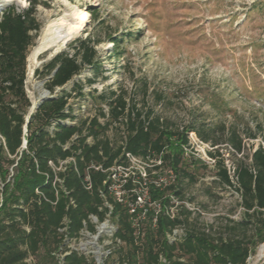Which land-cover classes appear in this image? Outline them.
Here are the masks:
<instances>
[{
    "label": "trees",
    "instance_id": "16d2710c",
    "mask_svg": "<svg viewBox=\"0 0 264 264\" xmlns=\"http://www.w3.org/2000/svg\"><path fill=\"white\" fill-rule=\"evenodd\" d=\"M29 3L26 10L10 7L0 17V264H96L64 246L66 236L79 238L84 230L97 232L91 217L100 224L110 217L116 226L114 238L120 245L110 254L113 264H246L264 244V130L250 162L237 163L231 176L216 154L221 145L243 154L245 145L237 129L198 121L182 125L159 115L153 107L140 108L124 89L110 93L107 114L101 111L75 125L66 123L76 118L69 108L72 94L64 92L41 103L27 123L32 106L25 88L27 58L41 31L36 17L39 1ZM98 43L92 36L78 39L69 45L72 53H59L38 69V76L49 79L46 89L54 94L85 68H96ZM73 92L84 96L80 83L74 84ZM100 98L109 99L106 95ZM164 101L158 96L157 102ZM109 130L116 131L112 138L107 136ZM190 133L213 148L208 154L215 160L217 182L240 194L243 220H229V235L198 230L184 205L176 208L175 216L170 214L175 206L171 197L183 203V184L198 182L190 168L196 162L188 160ZM127 153L148 165L151 203L162 206L158 214L152 207L131 213L129 204L137 202L145 182L140 175L125 171L129 174L122 178L124 202L111 193L117 168L131 166ZM164 170L175 174V181L157 185L153 173ZM177 227H188L186 236L170 243L168 234Z\"/></svg>",
    "mask_w": 264,
    "mask_h": 264
},
{
    "label": "rangeland",
    "instance_id": "374dc122",
    "mask_svg": "<svg viewBox=\"0 0 264 264\" xmlns=\"http://www.w3.org/2000/svg\"><path fill=\"white\" fill-rule=\"evenodd\" d=\"M38 1L36 17L41 31L28 52L25 83L32 104L29 114L37 110L42 95L55 98L64 92L71 93L69 108L76 119L66 123L75 125L79 120L99 116L101 111L107 114L110 93L124 89L127 98L140 108L153 107L159 115L182 125L198 121L237 129L245 145L243 154L221 145L217 160L224 163L231 176L237 163L250 162L248 158L261 144L264 130V0ZM0 5L1 17L10 7L21 12L30 3L0 0ZM82 14H86V19L79 25L78 35L59 50L42 52L36 63L30 62L49 25L63 22L65 26H77ZM89 36L93 41L99 40L95 45L96 68H85L51 94L46 89L49 79L38 76L36 71L57 54L70 53V44ZM89 79L94 83L90 85ZM75 83L82 85L83 97L73 92ZM101 95H106L108 101L104 102ZM158 96L165 101L157 102ZM100 122L105 123L106 119L100 118ZM115 132L109 130L107 136L112 138ZM250 135L257 138L252 140ZM189 137L188 160L196 162L190 168L198 176L197 183L183 184L184 201L194 209L191 223L214 236L229 235V220H243L240 194L217 182L215 160L208 154L213 148L195 134L190 133ZM145 167L144 163L134 162L130 171L134 176L141 175ZM170 172L153 173L157 174L156 182L173 183L176 176ZM125 176L118 170L114 181L120 185ZM181 205L185 204L177 202V206ZM92 222L97 232L84 230L81 237L69 243L72 249L68 250L96 264H113L110 254L114 249L107 248L113 242L116 226L110 217L103 230L104 223ZM246 264H264V244L256 248Z\"/></svg>",
    "mask_w": 264,
    "mask_h": 264
},
{
    "label": "built area",
    "instance_id": "2783aa9c",
    "mask_svg": "<svg viewBox=\"0 0 264 264\" xmlns=\"http://www.w3.org/2000/svg\"><path fill=\"white\" fill-rule=\"evenodd\" d=\"M69 124V123H68ZM55 125H52V129L54 128ZM194 134V133H192ZM1 138V136H0ZM26 141V140H25ZM25 141H24V147H26L25 145ZM126 157L127 159L129 160L130 162V168L132 167V163L134 162H140V163H144L143 161H141V159L139 158H136L134 157L133 155H131L130 153H127L126 154ZM68 162H70V160L68 161H65V162H62L61 166L67 164ZM145 164V171L144 173H141V177L145 180V182L143 183V187L141 189V195L138 196L137 198V202L135 204H129V207L131 209V213H134L135 210L137 208H140L142 209L144 212L147 211L148 208L150 207H154L156 213L158 214L161 209H162V206H161V203L159 202H155V203H151V200H150V197H149V189H148V186H147V179H148V175H147V171H146V168L148 167V165L146 163ZM158 164H161V162H159ZM50 165L54 167V164L52 162H50ZM130 168L129 169H124L122 167H119L117 168V171L118 170H122L124 172V175H126L125 177L128 176L129 172H125V171H130ZM60 170V169H58ZM171 174H173L172 172H170ZM117 175H113L112 176V179L114 181L115 177ZM162 180H160L161 182ZM157 185H161L162 183H164L163 181L161 183H157L155 182ZM123 184H124V180H121V184L120 185H117L116 182L114 181L113 184L110 186V191L112 194L115 195L116 199L119 201V202H124V198H125V195H126V191L123 189ZM123 196V197H122ZM172 198V202L173 204H175V206L171 209V215L172 216H175L176 214V208L178 207L177 206V199H175L174 197H171ZM182 204H185L184 206L192 212V214L194 213V209L189 207L190 205H188V203H186L185 201L182 203ZM107 207L110 208V210L112 209V207L108 204H106ZM145 214V213H144ZM144 217V215H143ZM140 218V217H139ZM142 218V217H141ZM91 220H97L96 217H91ZM107 220V219H106ZM154 223L157 222V218L155 217L154 220H153ZM102 226H106V224H102ZM117 230V229H116ZM66 231V228L60 230V232L64 233ZM83 232V231H82ZM81 232V234H82ZM90 233V232H89ZM116 233V232H115ZM114 233V235H115ZM186 236V231L185 229H183V227H177L175 229H173V231L171 233L168 234V239H169V242L170 243H176V242H180L182 241V239ZM81 237V236H80ZM114 237V236H113ZM78 238H68L66 236L65 238V249H72L71 247H69V243H71L72 241L74 240H77ZM116 245H120V241L119 240H115V238H113V242L110 243V248L108 247L107 249H115ZM66 254H69V253H66Z\"/></svg>",
    "mask_w": 264,
    "mask_h": 264
},
{
    "label": "bare ground",
    "instance_id": "6f19581e",
    "mask_svg": "<svg viewBox=\"0 0 264 264\" xmlns=\"http://www.w3.org/2000/svg\"><path fill=\"white\" fill-rule=\"evenodd\" d=\"M1 8L2 7L0 5V11H1ZM80 17H83V18L81 21L78 22L77 26H73V27L65 26L63 22L49 25L45 29L38 47H36L32 55L30 56V62L36 63L38 61V56L42 52H45L51 49L59 50L60 48L68 44L70 40H72L76 35L79 34L80 29H81L80 26H82L81 22L86 19V14H82ZM44 95H47V94H44ZM104 228L105 226H102L101 229L103 230Z\"/></svg>",
    "mask_w": 264,
    "mask_h": 264
},
{
    "label": "water",
    "instance_id": "95a60500",
    "mask_svg": "<svg viewBox=\"0 0 264 264\" xmlns=\"http://www.w3.org/2000/svg\"><path fill=\"white\" fill-rule=\"evenodd\" d=\"M51 99H53V98H49V97H47V95H44V96H42V102L41 103H43V102H45V101H47V100H51ZM38 107H39V105H38ZM37 107V108H38ZM32 114H29L28 115V117H27V123L29 122V119H30V116H31ZM27 144V142L25 141V145Z\"/></svg>",
    "mask_w": 264,
    "mask_h": 264
}]
</instances>
